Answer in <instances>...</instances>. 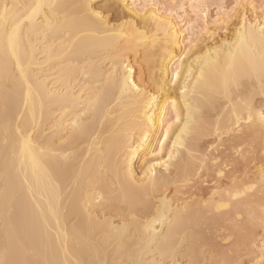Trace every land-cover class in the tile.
I'll return each instance as SVG.
<instances>
[{
  "label": "bare ground",
  "instance_id": "6f19581e",
  "mask_svg": "<svg viewBox=\"0 0 264 264\" xmlns=\"http://www.w3.org/2000/svg\"><path fill=\"white\" fill-rule=\"evenodd\" d=\"M237 2L245 6L239 15ZM4 4L25 6L19 13L58 7L20 26L15 54L0 30V262L198 264L199 225L232 214L246 215L237 239L254 235L249 217L264 206V162L252 178L214 184L201 208L166 189L203 167L189 155L201 137L240 131L242 143L264 146L256 119L264 109V2L0 0V10ZM178 113L194 136L181 134ZM262 235L250 264L261 260ZM220 254L212 264H232Z\"/></svg>",
  "mask_w": 264,
  "mask_h": 264
},
{
  "label": "rangeland",
  "instance_id": "374dc122",
  "mask_svg": "<svg viewBox=\"0 0 264 264\" xmlns=\"http://www.w3.org/2000/svg\"><path fill=\"white\" fill-rule=\"evenodd\" d=\"M232 1L233 0H224L228 7L232 6ZM257 1L260 4L264 2V0ZM100 3L101 2H97V4ZM215 7L216 5H211L210 7L212 14L214 13ZM111 16L112 14L108 13V17L110 18ZM234 20L235 17H233L232 21ZM256 99H258V97ZM241 133L242 132L240 131H233L222 134L219 140L215 135L201 137V139L198 140L197 150L193 151L192 154L194 156V166L201 163L203 167L199 170L197 175L191 177L190 181L184 185H180L178 189L175 188L174 185H171L170 187L168 186L166 194L169 195V197L171 195V198L175 199L179 198V196L180 198L185 197L187 198V203H190V206L196 209L200 204V201L207 198L211 188L214 184H217V182L221 184V186H226L227 188L233 183V181L239 182L240 178H252L255 174L256 166L261 162H264V146H259L258 144L255 145L253 143L251 144V142L249 143V141L244 140L243 137L242 143V140L240 139L241 137L239 138ZM213 161H216V163ZM219 168L223 169V176L217 175L216 171ZM176 190L178 191L176 192ZM148 198L150 201H158L156 197L153 196ZM210 214L212 213L210 212ZM210 214L208 215L210 216ZM239 217H243V219H239ZM114 220L115 222H118L119 219L115 217ZM245 220L246 215L242 213L232 214L228 222L226 221L215 227L205 223L200 224L199 228L203 232V239L201 240L202 242L200 241L201 243H199V248L197 250L199 254L197 263L212 264L214 259H220V253H225L232 259V264L236 261H240L242 264H250L253 251L255 253L256 250L255 247H253V243L255 238H258L259 234H263V230L256 227L254 229V235L249 236L247 240L241 241L240 239H237L234 230H236L237 227L241 225L240 223ZM236 223H239L240 225L235 226ZM232 230L235 235H233L234 233H232ZM241 230L240 233L243 234L245 230L243 229L242 232ZM246 233L248 235V230L245 231L244 235H246ZM185 259L186 257L182 259L183 264L187 263Z\"/></svg>",
  "mask_w": 264,
  "mask_h": 264
},
{
  "label": "snow or ice",
  "instance_id": "6c2138e0",
  "mask_svg": "<svg viewBox=\"0 0 264 264\" xmlns=\"http://www.w3.org/2000/svg\"><path fill=\"white\" fill-rule=\"evenodd\" d=\"M21 7H25V6L15 5V4L12 6H9L7 4H4L2 7V10H0V30H2L7 36L10 46H12L13 48V54H15V51H14L15 44L19 39L20 26L24 25L25 21H28V22L34 21V19L37 17V15H39L42 9L44 8L55 9L58 6L57 5L36 4L34 6H27L24 13H19L17 10ZM80 7L87 9V8H91L92 6L82 5ZM243 7L245 6L237 2L236 4L232 6V11L236 15H239L238 10ZM145 8H147V6H145ZM261 11H264V8H262ZM90 15L98 17L101 21L103 20V17H101L99 13L91 12ZM220 20H221V17L218 14L217 21H220ZM10 26H11V31L9 32L8 29ZM254 27L255 25H247L246 23H242L240 25V28H243L246 30L254 28ZM260 32H261L262 37H264V28H261ZM237 36L238 37L240 36V29L237 30ZM262 73H264V68H262ZM177 75H179V73H177ZM262 85H264V75H262ZM132 87L135 88L137 93H140L141 89L136 88L135 85H132ZM172 103H173V107H175L176 102L173 101ZM236 119L239 121L240 119H242V116L237 114ZM256 119H258L261 126H264V109H261V111L257 114ZM252 120H253V115H252L251 110H249L248 121L251 122ZM176 123L177 125H179L180 123H183L184 127L181 128L180 132L184 137H191L195 135L190 118L182 121L181 116L178 113L176 117ZM168 127L171 128L172 125L169 124ZM164 137L165 139L168 138L167 132L164 133ZM180 140H181V136H177V141H180ZM177 141L173 142V148L177 146ZM163 150H164V146H163V142H161V151ZM191 154L192 153H189V155ZM168 156H169V159H171L172 153L169 152ZM213 162L216 163V161H213ZM260 171H261L262 180H264V165H262ZM220 175L223 176L224 174L220 173ZM251 187H254V186H251ZM246 190H251V188L246 189ZM224 207H230V205H224ZM239 219H243V217H239ZM249 220L254 228L258 227L259 229L264 230V206L261 207V215L258 218L250 214ZM260 244H261V247H260L261 260L259 261V264H264V235L260 237ZM253 247H255V245H253ZM0 264H6V262H0ZM133 264H135V262H133Z\"/></svg>",
  "mask_w": 264,
  "mask_h": 264
}]
</instances>
